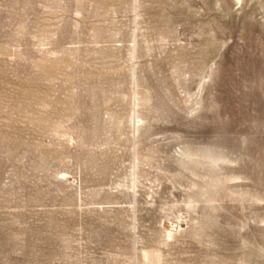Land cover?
<instances>
[{"label":"rangeland","instance_id":"obj_1","mask_svg":"<svg viewBox=\"0 0 264 264\" xmlns=\"http://www.w3.org/2000/svg\"><path fill=\"white\" fill-rule=\"evenodd\" d=\"M0 264H264V0H0Z\"/></svg>","mask_w":264,"mask_h":264}]
</instances>
